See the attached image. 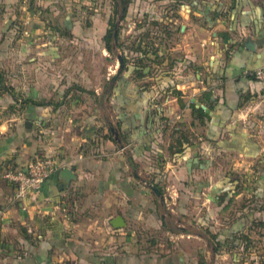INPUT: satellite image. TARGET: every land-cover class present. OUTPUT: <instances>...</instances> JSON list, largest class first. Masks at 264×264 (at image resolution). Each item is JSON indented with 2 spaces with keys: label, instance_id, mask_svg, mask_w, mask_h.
Instances as JSON below:
<instances>
[{
  "label": "crops",
  "instance_id": "obj_1",
  "mask_svg": "<svg viewBox=\"0 0 264 264\" xmlns=\"http://www.w3.org/2000/svg\"><path fill=\"white\" fill-rule=\"evenodd\" d=\"M220 1H225L222 17L212 31L201 32L208 36L201 40L208 52L204 71L176 83L169 74L161 77L164 85L155 91L161 102L153 109L146 108V93L136 90L130 103L127 92L113 86L109 110L115 118L119 114L120 121L115 119L118 137L105 143L106 157L92 155L93 149L82 144L94 128L93 120H83L82 130L74 133L77 128L72 129L69 121L60 124L61 106L57 109L51 103L23 104L24 130L17 119L13 128L0 126V264H210L212 243L223 247L224 254L235 250L237 231L218 230L211 238L204 231L167 229L165 216L156 218L150 212L147 195L150 191L162 206L163 191L170 190L173 198L185 197L175 198L173 204L188 209L193 208V187L197 194H207L204 201H197L204 211L194 222L197 231L214 224L210 209H225L223 196L238 191L244 173L259 176L249 192L251 198L262 194L264 201V85L252 77L264 66V0ZM101 28L96 20L95 34ZM168 83L174 89L167 95L163 87ZM57 125H63L64 132L56 130ZM177 131L184 132L190 147L172 157L168 149ZM154 134L157 142L151 145H156L157 156L146 154L152 165L143 170L141 156ZM35 157L51 158L56 169L35 193L14 202L13 187L4 174ZM229 159L238 168L220 166ZM200 160L207 167L201 168ZM241 163L249 165L244 172ZM63 168L73 171L75 178L69 183L60 176ZM256 209L247 211L249 219L263 223L264 212ZM116 217L123 220L122 228L112 227ZM131 221L143 231L167 226L173 239L196 238L205 246L193 252L171 238L168 247L158 244L150 250L147 233L131 230Z\"/></svg>",
  "mask_w": 264,
  "mask_h": 264
},
{
  "label": "rangeland",
  "instance_id": "obj_2",
  "mask_svg": "<svg viewBox=\"0 0 264 264\" xmlns=\"http://www.w3.org/2000/svg\"><path fill=\"white\" fill-rule=\"evenodd\" d=\"M124 1L127 2V10L121 17V0H0V72L3 77V88L0 87V126L6 124L11 128L17 119L24 130L23 104L51 103L57 109L61 106L57 114L60 124L69 121L73 124L72 129L77 128L76 131L72 130L74 133L81 128L83 120H93L94 128L85 134L82 144H85L84 148L93 149L92 155L106 157L105 143L113 142L118 137L115 119L120 121V115L116 114L115 118L109 110L113 86L117 84L120 91L127 92L125 99L131 103L136 90L139 91L138 87L149 84L150 90L145 92L146 108L153 109L157 108V102H161L155 96L157 89L153 86L160 74L173 76L176 83L177 80L194 78L204 71L203 63H208V52L201 40L208 36L201 32L214 29L222 17V10H225V1ZM96 20L102 27L97 34L93 29ZM109 32L113 35L108 40L111 52L105 49L104 41ZM145 50L156 52L152 62H144L149 64L150 73L141 79L127 75V66L136 63ZM122 56L126 63L120 69L119 58ZM25 93L33 97L27 98ZM62 126L57 125L56 130L64 132ZM151 138L153 141L149 142V150L144 149L141 156L143 170L151 168L150 155L157 156L156 145H151L157 142L156 135ZM198 163L201 168L207 167L201 160ZM219 164L226 168H238L235 161L230 159ZM241 164L240 170L244 172L249 165ZM194 168L197 166L194 165ZM244 174L246 177L241 175L242 179L238 181V191L223 196L225 209H210L214 224L207 231H197L194 224L204 212L201 207H197V201H204L207 195L197 194L194 187L193 208L188 209L173 204L177 197L173 198L170 190L163 191L162 206L147 191L152 207L150 212H155L156 218L165 216L169 225L167 229L175 232H179L180 228L201 233L204 231L212 238L218 230L237 231L238 245L231 253L224 254L223 247L220 249L219 246L214 247L213 243L210 245V264H263L264 221L259 223L254 217L250 221L247 212L255 210L256 204V211L264 212L262 194H255V199L250 197L249 192V187L259 176L252 172L249 176ZM177 200H185V197L179 195ZM146 214L144 212L143 216ZM190 217H194V220L190 221ZM130 224L131 230L147 233L148 243L152 242L148 247L150 250H155L158 244L162 248L168 247L171 238L179 246L188 247L193 252L205 246L204 242L196 238L177 236L178 239H173V232L168 233L164 229L167 226L161 227L159 231H143L138 224L133 225L132 221Z\"/></svg>",
  "mask_w": 264,
  "mask_h": 264
},
{
  "label": "built area",
  "instance_id": "obj_3",
  "mask_svg": "<svg viewBox=\"0 0 264 264\" xmlns=\"http://www.w3.org/2000/svg\"><path fill=\"white\" fill-rule=\"evenodd\" d=\"M252 77L264 85V66L252 72ZM55 169V162L48 157H35L22 167L8 169L4 178L13 187V201L20 202L35 193Z\"/></svg>",
  "mask_w": 264,
  "mask_h": 264
},
{
  "label": "trees",
  "instance_id": "obj_4",
  "mask_svg": "<svg viewBox=\"0 0 264 264\" xmlns=\"http://www.w3.org/2000/svg\"><path fill=\"white\" fill-rule=\"evenodd\" d=\"M121 1H122L121 17H123L125 15L126 10H127V2H125L124 0H121ZM112 36L113 35L111 34V32H109L104 37L105 49L108 52H111V46H110V44H108V40L111 39ZM135 52H137V50ZM138 52H139V50H138ZM140 55H142V56L139 58V60L136 63L132 64L131 66H127V68L125 69V73H127V75H129V76L134 75V77L137 79L144 78L145 76H147L148 73H150L149 64H144V62H152L155 59L156 52L145 50ZM122 60H123V64L125 65L126 60L123 56H122ZM165 75H168V74H166V73L160 74L159 77H157L154 80L153 83H155V84L153 86L156 87V89L159 87V84L164 85V83L161 80V77H163ZM173 85H169V83H168L167 87H163V89L167 88L164 90L165 94L168 95L169 92L173 91L174 88H171V87H173ZM0 86H1V88H3V77H2L1 72H0ZM138 88H139V93L141 94V93H145L146 91H149L150 85L144 84L142 86H139ZM24 104H29V102H25ZM32 105L43 106L42 104H38V103H32ZM198 111L203 113V111L200 108L198 109ZM174 135H175V138H174L172 144L169 146L168 151L172 157L173 156L174 157H180L185 153L187 148L190 146H189L187 137L185 136L184 132L177 131L174 133ZM262 226H264V224H262Z\"/></svg>",
  "mask_w": 264,
  "mask_h": 264
},
{
  "label": "water",
  "instance_id": "obj_5",
  "mask_svg": "<svg viewBox=\"0 0 264 264\" xmlns=\"http://www.w3.org/2000/svg\"><path fill=\"white\" fill-rule=\"evenodd\" d=\"M114 36H115V34H114ZM122 66H123V60H122V58H119L120 69L122 68ZM60 176L63 180H65L66 183H69L71 181V179L75 178L73 175V171L68 169V168H63L61 170ZM152 191L156 195H159V192L157 191L156 188H152ZM111 225L114 229H119V228H122L124 226V223H123V220L121 219V217H116V218H114Z\"/></svg>",
  "mask_w": 264,
  "mask_h": 264
}]
</instances>
